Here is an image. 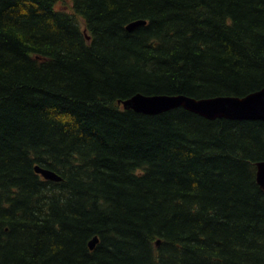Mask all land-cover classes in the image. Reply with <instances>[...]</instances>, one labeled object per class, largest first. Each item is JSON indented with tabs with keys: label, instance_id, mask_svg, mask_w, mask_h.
<instances>
[{
	"label": "trees",
	"instance_id": "obj_1",
	"mask_svg": "<svg viewBox=\"0 0 264 264\" xmlns=\"http://www.w3.org/2000/svg\"><path fill=\"white\" fill-rule=\"evenodd\" d=\"M57 1L0 0V264H264V122L119 104L264 88V0Z\"/></svg>",
	"mask_w": 264,
	"mask_h": 264
},
{
	"label": "water",
	"instance_id": "obj_2",
	"mask_svg": "<svg viewBox=\"0 0 264 264\" xmlns=\"http://www.w3.org/2000/svg\"><path fill=\"white\" fill-rule=\"evenodd\" d=\"M147 22L138 20L127 26L133 31ZM125 110L146 115H160L175 109H184L208 120L227 119L232 121H263L264 122V88L244 97L219 96L196 99L186 95H153L137 94L130 99L120 101ZM257 183L264 190V162L257 163ZM37 174L45 180L60 182L62 178L50 169L35 167ZM99 240L97 237L89 243L94 250ZM159 244V242H158Z\"/></svg>",
	"mask_w": 264,
	"mask_h": 264
},
{
	"label": "rangeland",
	"instance_id": "obj_3",
	"mask_svg": "<svg viewBox=\"0 0 264 264\" xmlns=\"http://www.w3.org/2000/svg\"><path fill=\"white\" fill-rule=\"evenodd\" d=\"M58 8L67 11L69 13H72V2L71 0H58L57 1ZM80 26L83 28L84 23L80 20L79 21Z\"/></svg>",
	"mask_w": 264,
	"mask_h": 264
},
{
	"label": "bare ground",
	"instance_id": "obj_4",
	"mask_svg": "<svg viewBox=\"0 0 264 264\" xmlns=\"http://www.w3.org/2000/svg\"><path fill=\"white\" fill-rule=\"evenodd\" d=\"M147 25V24H146ZM156 116V115H155Z\"/></svg>",
	"mask_w": 264,
	"mask_h": 264
}]
</instances>
